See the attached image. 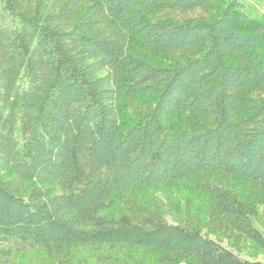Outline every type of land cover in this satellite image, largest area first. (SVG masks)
Segmentation results:
<instances>
[{"label":"trees","instance_id":"1","mask_svg":"<svg viewBox=\"0 0 264 264\" xmlns=\"http://www.w3.org/2000/svg\"><path fill=\"white\" fill-rule=\"evenodd\" d=\"M210 1L0 0V264H264L239 254L264 251V101L242 94L264 83V18L147 17ZM131 98L148 109L124 123ZM179 183L202 219L165 220L149 190Z\"/></svg>","mask_w":264,"mask_h":264},{"label":"rangeland","instance_id":"2","mask_svg":"<svg viewBox=\"0 0 264 264\" xmlns=\"http://www.w3.org/2000/svg\"><path fill=\"white\" fill-rule=\"evenodd\" d=\"M225 0H211L206 6L193 9H168L162 6L156 7L147 17L151 19H167L175 23L209 20L221 8ZM250 4V13L254 18H264V0H247ZM133 49L151 61L167 64L178 63L183 59L184 53H162L152 49H146L138 40H131ZM258 101H264V83L249 88L242 93ZM147 104L142 98L125 99L121 102L118 112L119 120L124 123L141 121L147 112ZM182 126L179 116L165 117L167 131L177 130ZM150 194L158 197L161 204L162 214L169 223H182L185 215L190 211L204 217L205 198L198 193L188 192L182 184L172 187L157 186L149 190ZM253 223L258 227L259 224ZM223 244H226L223 242ZM119 253L115 249L82 247L74 250L77 261L84 260L86 263L93 261L94 256L103 252ZM245 259H257L264 262V251H258L245 245L239 253Z\"/></svg>","mask_w":264,"mask_h":264}]
</instances>
